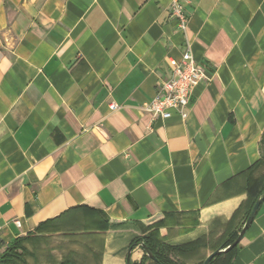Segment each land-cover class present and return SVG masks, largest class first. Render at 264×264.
Here are the masks:
<instances>
[{"label": "crops", "instance_id": "crops-1", "mask_svg": "<svg viewBox=\"0 0 264 264\" xmlns=\"http://www.w3.org/2000/svg\"><path fill=\"white\" fill-rule=\"evenodd\" d=\"M178 1L185 30L174 0H0L10 264L140 262L132 241L155 231L218 249L264 193V0ZM187 49L208 78L186 117H154L144 103ZM232 264H264V202Z\"/></svg>", "mask_w": 264, "mask_h": 264}, {"label": "built area", "instance_id": "built-area-1", "mask_svg": "<svg viewBox=\"0 0 264 264\" xmlns=\"http://www.w3.org/2000/svg\"><path fill=\"white\" fill-rule=\"evenodd\" d=\"M172 14L178 19L180 29L185 30L188 18L178 0H174L172 4ZM171 65L173 76L160 84L155 98L144 103V108L154 117L168 119L172 116L173 110L179 111L183 117H186L185 109L190 104L194 88L208 78L207 71L198 65L189 49L186 50L180 62L172 60ZM112 106L118 107L116 103ZM19 221L15 220L17 226L21 225ZM2 232L3 227L0 225V246L3 241Z\"/></svg>", "mask_w": 264, "mask_h": 264}, {"label": "trees", "instance_id": "trees-1", "mask_svg": "<svg viewBox=\"0 0 264 264\" xmlns=\"http://www.w3.org/2000/svg\"><path fill=\"white\" fill-rule=\"evenodd\" d=\"M256 200L257 197L250 198L237 212H235L233 220L238 216H242L241 222L236 229L230 230L228 234H226L227 237H225L223 241H220L221 243L218 245L219 247H227L236 240L240 232V227L244 224L245 220L250 214ZM21 241L22 240L20 238L15 240L14 243L4 253L0 254V264H10V261L15 256L16 250L21 245ZM197 242H190L188 244H184V246L173 245L163 240L159 233L155 231L147 236L135 238L132 241V246L144 243L147 248L156 256V262L158 264H178L175 258L181 254H185L187 252V247H192ZM236 250L237 247H235L229 253L216 256L210 264H232V257ZM148 260L151 259L146 253L140 262L130 261L128 264H146Z\"/></svg>", "mask_w": 264, "mask_h": 264}, {"label": "water", "instance_id": "water-1", "mask_svg": "<svg viewBox=\"0 0 264 264\" xmlns=\"http://www.w3.org/2000/svg\"><path fill=\"white\" fill-rule=\"evenodd\" d=\"M264 202V193L259 196V198H257V200L255 201L252 210L250 212V214L248 215L247 219L245 220L238 237L236 238V240L234 242H232L229 246L227 247H218V249H216L215 251H213L209 256H207L206 260L204 261L203 264H210L211 261L216 257L219 256L221 254H226L229 253L230 251H232L235 247L238 246V244L241 242V240L243 239L244 235L246 234V232L249 230L250 226H252L255 217L262 205V203ZM143 246V248L145 249L146 253L148 254V256L150 257V259H153L155 261H157L156 256L147 248V246L142 243L141 244ZM129 262H130V256L128 258ZM128 262V263H129Z\"/></svg>", "mask_w": 264, "mask_h": 264}, {"label": "rangeland", "instance_id": "rangeland-1", "mask_svg": "<svg viewBox=\"0 0 264 264\" xmlns=\"http://www.w3.org/2000/svg\"><path fill=\"white\" fill-rule=\"evenodd\" d=\"M40 231L41 230H36V232H34V234L38 233ZM201 245L202 246L206 245L204 240L203 241L199 240L194 246L187 247V252L185 254H181V255H179L178 257L175 258L177 263L178 264H200V263L203 264L204 261L206 260L207 256H209L213 251H215L217 247L203 249V248L200 247ZM180 246H184V244H182ZM23 249H24L23 248V242L21 241V245L16 250L15 256L12 258V260L18 258L20 253L22 251H24Z\"/></svg>", "mask_w": 264, "mask_h": 264}]
</instances>
